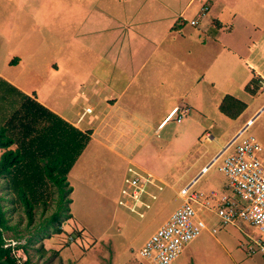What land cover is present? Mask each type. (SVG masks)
I'll list each match as a JSON object with an SVG mask.
<instances>
[{"label": "crops", "instance_id": "0c3cea01", "mask_svg": "<svg viewBox=\"0 0 264 264\" xmlns=\"http://www.w3.org/2000/svg\"><path fill=\"white\" fill-rule=\"evenodd\" d=\"M249 1L0 0V93L8 95L9 104L3 120L30 98L73 128L90 131L65 176L70 187V217L65 221L72 218L73 181L88 145L110 150L119 143L129 149L137 145L153 114L148 100L158 103L154 133L170 120L172 110L185 109L184 116L174 121H186L177 129L178 136L188 134L189 142L175 178L184 179V184L254 115L264 103V17L249 12ZM251 1L264 9V0ZM41 3L49 13L35 21L27 12ZM202 3L208 5L207 12L189 24ZM77 95L92 104L78 107ZM224 95L244 105L234 118L218 109ZM86 113L91 116L85 118ZM259 116L255 119L264 126V115ZM202 140L212 144L200 146ZM204 158L206 162L194 172ZM128 165L171 188L161 177ZM224 182L222 176V182L195 187L223 190ZM212 228L206 225L205 230L213 234ZM62 247L55 248L57 255ZM17 256L25 258L23 253ZM83 259L80 255L70 262L80 264ZM61 262L65 264L64 257ZM110 262L128 264L118 252Z\"/></svg>", "mask_w": 264, "mask_h": 264}, {"label": "rangeland", "instance_id": "374dc122", "mask_svg": "<svg viewBox=\"0 0 264 264\" xmlns=\"http://www.w3.org/2000/svg\"><path fill=\"white\" fill-rule=\"evenodd\" d=\"M249 12L256 17H264V9L251 0ZM27 13L37 21L47 17L49 9L46 4L41 3L37 9H29ZM261 95L264 96V90ZM6 96L8 95L4 92L0 93V120H3V114L9 112ZM91 104L92 102L83 95H77L78 107ZM147 105L151 107L153 114L147 118L149 127L143 130V139L137 145L131 144V149L119 143L113 145V150H110L91 142L81 158L79 174L73 181L71 220L61 222V232L26 244V254L17 249L14 251L16 255L23 253L24 257L28 258V264H62V257L65 258V264H71L70 260L80 255L84 256L80 264H111V259L118 252L120 257L127 259L128 264H149L137 257L136 250L143 239L164 221L179 202L174 190L184 184V179L175 181V178L185 157L182 156V151L189 141L186 140L187 133L178 136V126L186 122L183 119L181 124H176L171 118L160 128L159 133H154L153 127L158 121V103L148 100ZM85 115V118L91 116L90 113ZM260 117L262 116L257 118ZM256 119L248 126L246 132L254 135L264 149V126ZM209 132L212 135V132ZM211 144L212 142L206 140L200 142V146ZM206 160L207 158H204L199 161L192 170L195 172ZM128 163L151 172L156 177H161V181L163 179L168 185H172L170 188L163 181V184L160 183L162 189L156 193V198L150 201V207L144 211L142 217L117 205L121 178L125 175ZM206 181L222 182V176L216 166L201 175L195 186ZM47 192L45 201L34 206L31 223L27 224L23 206L17 203L9 204L7 197L12 195H6L3 181L0 180V196L3 197L0 203L7 207L6 215L9 224L14 228L12 230L22 235L18 240L19 244L25 243L23 241L27 238L32 241L40 233L37 230L54 226L50 216L57 211L60 202L54 186L49 187ZM67 196L69 197V194ZM201 217L208 227H214L215 233L201 231L170 264H264L259 255L246 252L248 237L257 234L254 227L243 222L220 226L216 217L209 212H202ZM3 235L6 243L11 246L17 244L8 238L11 237L10 231L4 232ZM260 236L264 237L263 234ZM56 247H62L58 255L55 252Z\"/></svg>", "mask_w": 264, "mask_h": 264}, {"label": "built area", "instance_id": "2783aa9c", "mask_svg": "<svg viewBox=\"0 0 264 264\" xmlns=\"http://www.w3.org/2000/svg\"><path fill=\"white\" fill-rule=\"evenodd\" d=\"M207 10L208 5L202 3L196 18L189 24H196L197 18L203 17ZM89 111L85 108V112ZM184 113L185 109L172 110L167 118L177 122ZM259 115H264V103L219 147L198 173L177 190L179 204L137 248L138 258L149 264H169L189 241L206 229L201 213L209 212L220 226L243 222L254 227L258 234L248 237L246 252L264 259V237L260 236L264 235V151L255 136L246 132ZM213 166L224 177L225 189L203 191L195 187L198 177ZM160 183L151 174L128 165L121 179L117 205L142 217L161 189ZM210 231L215 232V229Z\"/></svg>", "mask_w": 264, "mask_h": 264}, {"label": "trees", "instance_id": "16d2710c", "mask_svg": "<svg viewBox=\"0 0 264 264\" xmlns=\"http://www.w3.org/2000/svg\"><path fill=\"white\" fill-rule=\"evenodd\" d=\"M243 107L237 99L224 95L218 109L234 118ZM89 134V130L81 132L73 128L30 98H25L0 122V180L6 195H12L7 197L9 204L23 206L27 224H30L34 206L45 201L49 187L56 188L60 202L57 211L50 216L54 226L37 230L40 233L34 235L32 241L27 238L21 244L18 240L22 235L12 230L6 215L7 207L0 203V264H19V260L20 264H28V258L21 260L14 251L20 249L26 254V244L61 232V222L70 217L67 196L70 187L65 176L88 142ZM7 231L11 232L8 238L17 244L11 246L5 242L3 234Z\"/></svg>", "mask_w": 264, "mask_h": 264}]
</instances>
